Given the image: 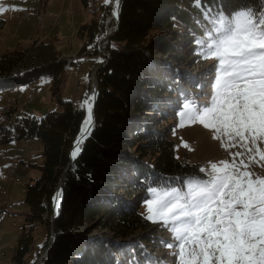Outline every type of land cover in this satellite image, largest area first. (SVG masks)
<instances>
[{
  "label": "trees",
  "instance_id": "16d2710c",
  "mask_svg": "<svg viewBox=\"0 0 264 264\" xmlns=\"http://www.w3.org/2000/svg\"><path fill=\"white\" fill-rule=\"evenodd\" d=\"M82 2L89 5V0ZM114 2L103 3L100 14L80 26L84 42L76 58L63 57L54 44L40 39L0 55V88L46 74L53 77L52 94L62 107L37 116L11 106L0 122V146L32 138L44 144L41 174L27 184L30 227L21 229L12 256L17 264L30 258L32 224L42 222L45 213L43 249L52 225L55 237L42 264H155L158 260L148 252L170 250L166 244L173 242L171 233L163 223L146 219L142 206L151 198L149 188L186 191L190 178H208L200 162L178 155L172 136L179 122L178 103L187 97L203 104L212 93L216 61L198 55L196 43L211 27L206 13L264 10V0H200L199 7L195 0H124L114 16ZM79 58L98 67L99 94L93 130L72 161L86 111L65 100L60 88L67 64ZM203 66L207 70L200 71ZM91 88L89 82L86 92ZM60 184L63 197L53 216ZM99 228L109 234H96ZM37 260L35 256L30 264Z\"/></svg>",
  "mask_w": 264,
  "mask_h": 264
},
{
  "label": "snow or ice",
  "instance_id": "6c2138e0",
  "mask_svg": "<svg viewBox=\"0 0 264 264\" xmlns=\"http://www.w3.org/2000/svg\"><path fill=\"white\" fill-rule=\"evenodd\" d=\"M115 3L119 7V0ZM195 3L200 6V0ZM206 18L211 27L196 43L198 55L216 61L212 93L203 104L185 97L175 115L180 126L199 123L212 130L226 151L243 142L241 147L264 161L257 147L264 142V10L242 8ZM84 125L82 136L90 134V105ZM240 165L243 171L235 159L210 162L208 178H190L186 191L149 188L146 219L162 222L171 233L173 242L166 247L173 250V264H264V172L252 171L243 160Z\"/></svg>",
  "mask_w": 264,
  "mask_h": 264
},
{
  "label": "rangeland",
  "instance_id": "374dc122",
  "mask_svg": "<svg viewBox=\"0 0 264 264\" xmlns=\"http://www.w3.org/2000/svg\"><path fill=\"white\" fill-rule=\"evenodd\" d=\"M44 2L45 0H40L38 5L29 8L30 0H0V7L4 9L0 12V17L6 21V26L0 28V55L14 49L27 48L34 40L40 39L54 44L63 57L76 58L84 42L79 35L80 26L91 22L100 14V6L105 0H89V5H84L82 0H46L45 12L42 10ZM91 65V61L85 58H79L73 63L69 62L60 88L65 100L72 102L76 107L83 105L86 112L87 104L84 102L86 98L92 101L91 91L95 73L97 74L98 71V67L91 68ZM200 69V71L207 70L205 66ZM207 78H203L204 82ZM52 82V76L41 74L28 83L0 88V122L5 120L4 110L11 106H15L20 114L37 116L60 110L62 107L52 94ZM89 82L92 88L87 93L86 86ZM194 100L197 101L196 98ZM174 128L172 136L176 141L178 155L181 157L187 155L190 161L200 162L207 174L210 171V162L228 160L231 164L233 159L241 171L244 170V166L240 165V161L243 160L252 171L264 172L260 167L264 161H260L259 153L255 150L250 153L247 148L241 147L243 142L235 143V146L229 147L226 151L221 147L220 140L213 139L212 130L206 129L199 123H186L180 126L178 122ZM248 147L252 145L249 143ZM257 147L264 151V142L258 141ZM43 148L44 144L39 138L20 139L0 146V264H17L12 261V256L21 236V229L30 227V223L26 220L29 213V206L25 201L27 184L37 180L41 174L38 166L44 159ZM80 149L82 151L81 146ZM237 152L242 155L235 157L230 155ZM250 156L255 159L250 160ZM14 157L17 158L16 162ZM7 204L11 206L10 208L13 204V208L9 209ZM53 210L55 216L54 203ZM142 211L149 215L146 203L143 204ZM46 222L47 213L42 222L32 224L35 240L29 254L30 258L26 257L22 264H30L35 256L40 257L43 251L51 246L50 239L47 247L43 249L47 236ZM52 232H54L53 225L50 226V233ZM95 233H102L105 236L109 234L105 228L96 229ZM172 251L170 249L171 254ZM148 254L157 255L151 251Z\"/></svg>",
  "mask_w": 264,
  "mask_h": 264
},
{
  "label": "water",
  "instance_id": "95a60500",
  "mask_svg": "<svg viewBox=\"0 0 264 264\" xmlns=\"http://www.w3.org/2000/svg\"><path fill=\"white\" fill-rule=\"evenodd\" d=\"M123 1L124 0H119V7L116 6V3L114 4V11L117 13V16H119L121 9H122V5H123ZM98 79H97V74L95 73V80L93 82V88L91 91V97H92V101H91V105H92V126L90 127V133L93 130V126H94V120H95V104H96V100L99 94V90H98ZM87 109H88V104L86 105ZM86 118H87V112H86ZM85 118V119H86ZM85 121V120H84ZM82 127H84V124H82ZM81 129L74 141V149L72 151V153L75 151L76 147L79 146L80 149V145L78 144V141L80 142V140L82 139V141H84L89 134H85V138H83V136L81 135ZM81 153V149L79 150V152L75 155V157L72 155V161ZM62 196H63V189L62 186L60 184V186L58 187L57 191L55 192L54 196H53V201H54V208H55V213L57 215L58 213V209L60 208V203L62 201ZM55 215V216H56ZM51 246L55 237L54 232L51 233ZM50 246V247H51ZM50 247H48L47 249H45L42 253V255L39 257L37 264H42V259L45 257V255L47 254L48 250L50 249Z\"/></svg>",
  "mask_w": 264,
  "mask_h": 264
},
{
  "label": "bare ground",
  "instance_id": "6f19581e",
  "mask_svg": "<svg viewBox=\"0 0 264 264\" xmlns=\"http://www.w3.org/2000/svg\"><path fill=\"white\" fill-rule=\"evenodd\" d=\"M30 1H31V5H30V7H31V6L35 5L36 2L39 3L38 1H40V0H30ZM26 14H28V13H26ZM40 16H41V15H40ZM91 99H92V97H91ZM89 105L91 106V109H92L91 102H89L88 106H89ZM87 116H88V109H87ZM83 138H85V135L83 136ZM81 142H82V139L80 140L79 145H80ZM14 159H15V162H16V161H17L16 158H14ZM14 159H13V163H14ZM13 163H12V164H13ZM16 165H17V164H16ZM8 205H9V204H8ZM8 205H7V207L10 208L11 206L9 207ZM12 208H13V205H12ZM10 209H11V208H10ZM0 224H1V220H0Z\"/></svg>",
  "mask_w": 264,
  "mask_h": 264
},
{
  "label": "crops",
  "instance_id": "0c3cea01",
  "mask_svg": "<svg viewBox=\"0 0 264 264\" xmlns=\"http://www.w3.org/2000/svg\"><path fill=\"white\" fill-rule=\"evenodd\" d=\"M0 20L2 21L1 24H2V27L0 28H4L6 26V21L0 17Z\"/></svg>",
  "mask_w": 264,
  "mask_h": 264
}]
</instances>
